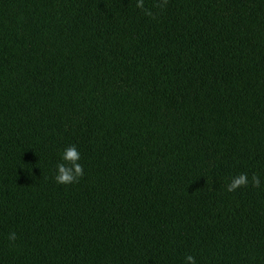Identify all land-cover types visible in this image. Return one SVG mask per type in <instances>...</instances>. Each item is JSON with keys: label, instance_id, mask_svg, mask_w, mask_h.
Returning <instances> with one entry per match:
<instances>
[{"label": "trees", "instance_id": "1", "mask_svg": "<svg viewBox=\"0 0 264 264\" xmlns=\"http://www.w3.org/2000/svg\"><path fill=\"white\" fill-rule=\"evenodd\" d=\"M0 264H264V0H0Z\"/></svg>", "mask_w": 264, "mask_h": 264}]
</instances>
